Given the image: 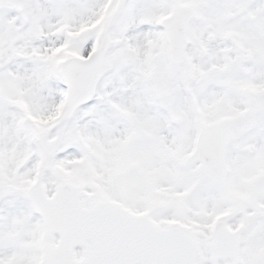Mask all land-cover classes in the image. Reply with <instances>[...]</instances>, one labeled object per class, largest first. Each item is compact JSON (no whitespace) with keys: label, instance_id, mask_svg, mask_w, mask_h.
<instances>
[{"label":"snow or ice","instance_id":"snow-or-ice-1","mask_svg":"<svg viewBox=\"0 0 264 264\" xmlns=\"http://www.w3.org/2000/svg\"><path fill=\"white\" fill-rule=\"evenodd\" d=\"M0 264H264V0H0Z\"/></svg>","mask_w":264,"mask_h":264}]
</instances>
